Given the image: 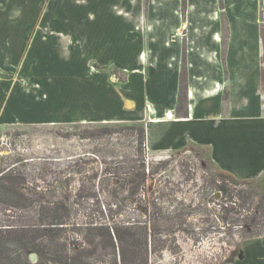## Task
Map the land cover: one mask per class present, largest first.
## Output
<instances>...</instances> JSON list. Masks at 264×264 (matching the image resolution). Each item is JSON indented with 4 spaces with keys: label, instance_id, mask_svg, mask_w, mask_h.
<instances>
[{
    "label": "rangeland",
    "instance_id": "374dc122",
    "mask_svg": "<svg viewBox=\"0 0 264 264\" xmlns=\"http://www.w3.org/2000/svg\"><path fill=\"white\" fill-rule=\"evenodd\" d=\"M190 1L194 0H175L181 14L185 11L183 6ZM204 1L209 5L207 9L217 6V18L213 22L204 17L199 20L195 18L193 22L209 24L212 30L219 33L217 50L222 60L219 71L223 81L222 92L228 89L226 80L229 72V79L235 89L232 97L234 106H238L245 98L253 108L257 103L254 89L257 87L258 63L261 61L260 90L264 103V26H259L256 17L243 9L249 5L240 6L241 16L231 17L230 23L229 13L222 7L223 0H201V6L205 5ZM88 2L89 5L80 8V27H41L46 17L37 13L31 17H21L16 21L18 27H8L0 33V40L4 36V40L11 44L20 42L22 76L37 78L49 96L47 109L43 112L39 111V108H43L40 105L17 108L18 111L21 109V118L52 114L51 123L0 129V170L11 167L16 175L20 172L23 174L25 180L19 183V187L26 201L20 203L25 204V207L27 205V208L17 209L0 201V225L4 228L28 224V228L33 230L37 228L34 224L39 219L37 209L41 204L66 203L69 208L68 220L62 228L39 237L38 254H26L28 264H115L119 258V248L129 251L131 240L120 244L114 238V229L117 227L123 231L134 220L145 221L148 226L147 213L144 214L137 207L140 201L125 199L122 188H117L116 181L103 172L111 166V158L119 160L113 158L110 152L128 154L135 146V136L125 127L143 123L125 120L80 122L82 98L85 93L91 94V90L85 89L83 93L80 89L83 81L86 84L88 82L86 67L90 71L102 72L104 79L112 84L121 83L125 76L116 67L96 61L88 62L86 66L80 50L85 46V40L71 41L70 44L80 43V47L75 48L68 47L66 38L76 36L80 39L83 35L80 29L89 27L91 30H87L93 31L97 40L95 54L104 61H119L121 54L130 57V53L138 52L149 42L147 33H141L140 30L143 27L145 31L148 20H153L154 16L149 15V8L142 17L126 16L117 15L116 8L104 5L102 0ZM99 7L102 11L97 10ZM154 10L163 22L164 9ZM180 19L184 22L182 16ZM158 24L154 22L155 27ZM259 36L261 55H258ZM52 42L53 53L44 55ZM245 89L251 92L246 94ZM85 114L88 112L84 111ZM101 127L120 128L121 132L111 133L110 136L95 131ZM147 157L150 161H169L166 168L146 181L147 192L141 195L145 199L155 197L156 204L155 209L150 208L149 221L153 227L150 225L152 235L149 247L153 252L149 253L148 264H264V248L258 244V240L240 241L238 235L241 231L228 230L221 223H211L213 226H210L206 224L209 219L207 216L193 214L183 218L185 225L182 227L169 224V219L173 218V207L179 209L180 201L185 205L198 203L199 194L196 191L202 180L218 171L219 167L211 159L206 147L187 143L183 148L168 153H147ZM237 180L243 183V189L251 186L264 196V174L248 180ZM219 198L215 197L214 201ZM11 203L14 205L15 202L12 200ZM198 227L204 229L199 231ZM183 228L187 231H182ZM186 232H200L193 237H199L201 242L194 244ZM147 233L149 235V229ZM31 234L38 236L39 232L32 231ZM231 236L239 241L230 247L224 242L226 237L231 239ZM260 243H264V240Z\"/></svg>",
    "mask_w": 264,
    "mask_h": 264
},
{
    "label": "crops",
    "instance_id": "0c3cea01",
    "mask_svg": "<svg viewBox=\"0 0 264 264\" xmlns=\"http://www.w3.org/2000/svg\"><path fill=\"white\" fill-rule=\"evenodd\" d=\"M88 1L0 0V33L8 27H18L16 21L21 17H31L37 13L46 17L41 27H80V8L89 5ZM200 1H190L183 6L185 11L181 14L175 0H102L104 5L116 8L117 15L142 17L149 8V15L154 17L148 20L145 31L143 27L140 30L141 33H147L149 42L138 52L130 53V57L121 54L119 61H104L95 54L97 40L94 32L88 31L91 30L89 27L80 29L83 34L80 39L76 36L66 38L68 47L75 48L80 47V43L70 44L71 41L85 40V46L79 49L82 50L81 56L86 66V63L96 61L116 67L125 76L121 83L112 84L104 79L102 72L90 71L86 67L88 82L86 84L83 81L80 89L83 93L85 89L91 90V94L85 93L82 98L80 122H142L147 153H168L183 148L187 143L194 144L206 147L216 165L237 179L256 178L264 174L261 61L258 63L257 87L254 89L257 103L251 108L249 101L244 98L238 106H234L232 97L235 89L229 79V72L226 80L227 98L222 92L223 81L219 72L222 60L217 50L219 33L212 30L209 24L193 22L195 18L199 20L202 17L213 22L218 16V8L211 6V9H207L209 5L204 1L205 5L201 6ZM245 4L250 7L243 9L256 17L259 26H264V0H223L222 7L228 11L230 23L231 17L241 16L239 7ZM156 8L164 9L163 22L155 12ZM101 9L97 8L98 11ZM121 11L122 14H119ZM181 16L184 22H181ZM154 22L155 25L159 23L158 27L154 26ZM185 25L189 26L183 27ZM259 31L261 35L260 27ZM257 43L258 55H261L260 36ZM52 45L53 42L46 48L44 55L53 53ZM20 60V42L11 44L3 36L0 40V129L52 122V114L21 118L19 108L40 105L43 108H39V111L43 112L47 109L49 96L37 78L22 76ZM183 66L186 74V102L180 111L185 112L186 117L177 114ZM244 92L249 94L251 91L245 89ZM84 111L88 114L84 115ZM262 240L264 236L256 238L264 248V243H260Z\"/></svg>",
    "mask_w": 264,
    "mask_h": 264
},
{
    "label": "trees",
    "instance_id": "16d2710c",
    "mask_svg": "<svg viewBox=\"0 0 264 264\" xmlns=\"http://www.w3.org/2000/svg\"><path fill=\"white\" fill-rule=\"evenodd\" d=\"M262 66L264 72V59H262ZM264 79V74H263ZM228 92L224 91V97L227 98ZM186 102V74L185 67L182 68L180 76L179 94H178V108L177 114L181 117H186L185 112H181L180 108ZM126 130L131 131L134 138L135 146L128 154H117L110 152L111 156L119 160L111 158L110 167H107L103 172L108 174L112 180L116 181V187L123 190L126 194L125 199L140 201L137 204L140 210L147 213V222L131 221L120 231L116 227L114 229V238L120 244L131 240L129 251L119 248V258L115 264H148L149 253L153 251L149 247V240L151 239V220L150 208H156L154 203L155 197L151 198L141 197L142 193L147 192L145 188L146 181L157 175L163 168L169 165L168 160H152L147 157V149L145 142V128L141 123L133 124L125 127ZM110 130V131H108ZM100 134L111 133L119 134L121 129L108 127H101L95 129ZM218 168V167H217ZM222 178V179H218ZM24 176L20 172L17 175L11 167L0 170V201L6 202L11 208L23 209L27 208L20 203L26 201L24 194L21 192L19 183L23 182ZM226 182V183H225ZM243 183L237 180L232 174L218 168L216 174H208L202 180V183L196 191L199 194L198 203L184 204L180 201V207H173L171 214L173 220L169 219V224L185 225L183 218H189L193 214H200L209 217L206 224H225L226 229H236L241 231L238 235L240 241H247L264 236V196L259 194V191L254 187L242 188ZM231 187V188H230ZM152 193V191H151ZM150 193V194H151ZM220 196L219 200L214 201L215 197ZM12 200L15 202L14 205ZM17 202V203H16ZM16 204H18L16 206ZM68 206L66 203H47L41 204L38 211L39 219L35 225L36 229H29L28 224H19L18 226L10 225L2 228L0 225V264H24L28 262L26 254L28 252H35L38 254L37 242L39 237L43 235H50L52 232L62 228L69 216ZM179 211V213H178ZM180 214V215H179ZM180 217V218H179ZM182 217V218H181ZM150 218V219H149ZM168 221V220H167ZM212 224L210 226H213ZM153 227V225H152ZM195 228V226L193 227ZM150 230L148 235L147 231ZM202 231L203 227H198ZM240 229V230H239ZM187 229H182V231ZM32 231L39 232L38 236H34ZM187 233V232H186ZM200 233V232H196ZM196 233H187L188 239L194 244L201 242L199 237H193ZM41 234V235H40ZM127 236V237H125ZM196 236V235H195ZM237 238L231 236L225 238V244L235 246ZM239 241V240H238ZM151 244V243H150Z\"/></svg>",
    "mask_w": 264,
    "mask_h": 264
}]
</instances>
